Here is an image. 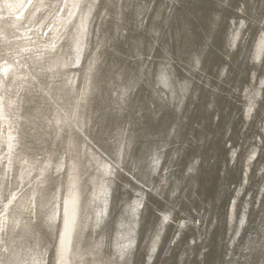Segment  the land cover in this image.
Returning <instances> with one entry per match:
<instances>
[{
    "label": "bare ground",
    "instance_id": "obj_1",
    "mask_svg": "<svg viewBox=\"0 0 264 264\" xmlns=\"http://www.w3.org/2000/svg\"><path fill=\"white\" fill-rule=\"evenodd\" d=\"M62 231L71 264H264V0H0V264Z\"/></svg>",
    "mask_w": 264,
    "mask_h": 264
},
{
    "label": "rangeland",
    "instance_id": "obj_2",
    "mask_svg": "<svg viewBox=\"0 0 264 264\" xmlns=\"http://www.w3.org/2000/svg\"><path fill=\"white\" fill-rule=\"evenodd\" d=\"M102 48H99V50L92 56L89 64V74L88 79L86 83V89L88 91V99L94 95L95 92V86L97 84V81L101 77L102 74ZM45 102L48 101V91L45 94V96H42L41 98ZM75 99V98H74ZM86 102L83 101L79 105L78 108H75L76 110L73 113V116H69L63 126L68 127L70 130H72L73 133V140L71 147L67 150V156L70 158L69 164H68V170L71 174L73 183L76 182L78 178V169H79V163H80V148L83 139H85V122L83 120V112L85 108ZM63 131L60 129V132ZM66 239L67 236H65L64 232L60 234L58 244L55 249V254L53 257V264H71L67 261L66 256Z\"/></svg>",
    "mask_w": 264,
    "mask_h": 264
}]
</instances>
